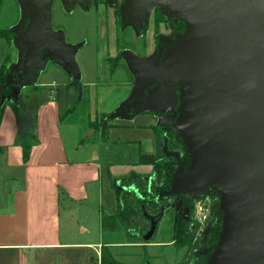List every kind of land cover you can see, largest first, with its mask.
<instances>
[{"label":"water","instance_id":"obj_1","mask_svg":"<svg viewBox=\"0 0 264 264\" xmlns=\"http://www.w3.org/2000/svg\"><path fill=\"white\" fill-rule=\"evenodd\" d=\"M152 3L169 10L184 31L150 63L126 54L140 80L122 112L179 94L170 126L190 164L173 172L158 199L190 202L205 189L214 191L222 223L206 264H264V0H132L127 14L141 26ZM20 4L23 21L12 30L21 46L19 67L10 69L2 89L12 88L14 97L31 85L45 58L63 65L78 82L71 60L76 48H63L61 35L49 29V0ZM166 141L164 154L178 158L167 151ZM188 214L184 205L182 219ZM150 223L145 242L156 230L154 218Z\"/></svg>","mask_w":264,"mask_h":264},{"label":"rangeland","instance_id":"obj_2","mask_svg":"<svg viewBox=\"0 0 264 264\" xmlns=\"http://www.w3.org/2000/svg\"><path fill=\"white\" fill-rule=\"evenodd\" d=\"M115 1H119V3L114 15L108 6L114 7ZM131 1L87 0L85 1L87 6L84 5L83 8H80L77 6L81 5V1L74 0L70 6L66 5V9H64L63 0H49L48 10L51 12V25L58 26V30L65 34L66 44L77 42L74 45L81 46L75 53V60L80 73H82L81 84L83 86L80 85V82L77 89L71 86L75 93L71 99H68L60 114L61 131L70 159H88L92 156L99 141L107 143V139L106 141L102 140V130L93 128L91 123L104 120L103 116L116 111L129 94L135 90L132 89L129 92L130 89L127 86L132 83V80L138 83V79L131 78L132 75L134 76L132 73L129 76L128 61L122 59L124 53L132 48L142 60L146 61L154 58L158 52V59H160L164 50L171 46L184 31V25L180 20L175 19L169 10L154 3L148 6L142 25L139 26L135 22L134 15L127 14V6ZM19 12L17 0H0V30L10 29L9 34L12 40H14L12 30L16 29L18 25ZM101 12H104L109 18V31L107 30L109 32L107 43L109 44L107 47L103 37L105 17ZM112 16L116 19V27L113 25ZM155 19L157 22L154 21ZM113 28H116L114 30L117 32L115 42ZM16 46L17 50H21V46L17 43ZM114 47H116L115 51ZM11 68L9 67L8 73ZM41 69L34 84V86H38L36 92H39L40 98L47 97L46 94L50 93V89L53 90V96L56 94L59 96L65 86L72 81L70 75L69 79L62 68L48 60ZM11 90L12 88H5L1 91L0 105L10 103ZM33 92L31 87L22 86L16 91L14 98L17 99L20 94L29 96ZM173 101L169 100L164 108H167ZM6 107L10 109L9 106ZM129 117L131 118L132 115ZM115 120L123 119L116 118ZM161 131L163 139L167 140V149V144L171 141L176 142L177 138L172 133L171 126L165 127ZM147 146L146 143L145 147L147 148ZM175 153L178 158L166 155L173 161L165 167L167 183L159 192L168 188L175 170L184 169L190 164V159L184 148L175 151ZM135 171L141 174L145 168L139 167ZM107 182L109 190L113 192L109 178H107ZM89 192L87 201L75 205L77 210L71 211L70 217H63V222L67 225L66 230L70 232L71 241L74 243L96 244L102 242V245L105 243L113 258L124 264H181L180 261L185 254L186 247H182L180 238L186 232L196 228V232L205 233L208 236L209 249L205 250L207 251L206 260L204 259L205 264L214 249L221 228L222 214L219 211L218 197L210 189H205L198 199L190 202L186 198L180 200L177 198L158 199V192L156 198L159 202L160 213L155 221V234L147 246L124 244V236L120 231L101 234L100 217L108 216L104 208V204L107 203L106 190L105 188L99 190V187L97 189V186L94 185L93 190L89 189ZM62 205L65 206L66 203L63 202ZM184 205L189 208L187 219H182ZM199 222L202 224L200 225ZM208 222L211 223L210 226H208ZM81 229H86V232H81ZM102 245L100 244L98 252ZM56 261L58 264V260Z\"/></svg>","mask_w":264,"mask_h":264},{"label":"crops","instance_id":"obj_3","mask_svg":"<svg viewBox=\"0 0 264 264\" xmlns=\"http://www.w3.org/2000/svg\"><path fill=\"white\" fill-rule=\"evenodd\" d=\"M17 1L20 10L17 20L19 23L17 22L14 30L20 28L23 21L20 0ZM63 7L66 9L65 5ZM77 7L83 8L80 4ZM101 14L105 17L103 37L107 47L109 18L104 12ZM50 19L49 11V26ZM112 19L116 27L113 16ZM49 29L55 35H61L63 48H76L71 60L76 66L80 85L83 86L82 73L75 60V53L81 46L74 45L77 42L66 44L65 34L58 30V26L51 25ZM114 29L116 28H113L115 42L117 32ZM4 30L10 29L0 31ZM11 42L10 67L18 68L21 50H17L15 40ZM9 47L7 40L0 37V67L10 52ZM124 54L122 59L128 61L129 76L131 73L134 74V76L131 74V78L138 79L139 83V76L131 68L127 55L139 63H150L156 60V57L144 61L132 48ZM47 60L70 75L63 65L49 58H45L38 66L35 80L29 85L34 92L28 96L24 113L25 125L29 130L35 131L38 143L32 147L26 163L22 161L21 148L15 144L14 114L7 107L0 122V264H56V260L58 264H99L98 251L102 242L74 243L71 241L70 232L66 230L67 225L64 224L63 217H70L71 211L77 210L75 205L88 200L89 189L93 190L94 185L97 189L99 187V190L102 188L106 190L107 203L104 204L106 215L112 216L115 213V195L109 190L107 178L119 179L130 174L151 173V166L137 164L138 156L140 153L150 155L155 153L154 128L171 124L180 107V97L177 92L170 93L161 103L153 100L134 111L122 112L123 108L136 97L138 83L132 80V83L127 85L129 92L135 89L132 94H129L116 111L105 115L104 120L101 119L102 124L105 123L107 126L105 131H102V140L107 139L108 144L99 141L88 159H70L61 131L60 114L68 99L73 97L75 90L70 86L71 81L59 96L57 94L54 96L53 100L52 89L46 94L47 97L38 96L40 95L36 92L38 86L34 84ZM2 90L0 87V93ZM169 100L174 101L164 108ZM129 115L132 117L128 118ZM116 118L123 120L116 121ZM138 166L144 167L145 171L141 174L136 173L135 169L139 168ZM63 202L66 203L65 206L62 205ZM81 232L85 233L86 229H81Z\"/></svg>","mask_w":264,"mask_h":264},{"label":"trees","instance_id":"obj_4","mask_svg":"<svg viewBox=\"0 0 264 264\" xmlns=\"http://www.w3.org/2000/svg\"><path fill=\"white\" fill-rule=\"evenodd\" d=\"M154 21L157 22V19ZM0 37L5 38L10 45V52L0 67V87H2L4 85L5 75L8 74L10 67L12 37L8 30L0 31ZM78 85L79 81L75 82L72 79L70 86L77 89ZM27 99V95L20 94L17 99L12 97L9 104L0 105V122L6 106H9L14 114L16 122L15 144L22 150V161L24 163L28 161L32 147L38 143L35 131L29 130L24 122ZM91 126L103 132L107 127L105 123L102 124V121L101 123H91ZM161 130L160 127L154 128L155 153L151 155L140 153L138 156V165H148L152 167L150 174H130L119 179L109 178L110 187L115 195L116 209L112 216L100 217V229L102 233L122 232L124 244L145 246L151 243L145 242L143 236L150 229V219L154 218L156 221L160 213V206L159 202L156 201V194L166 185L167 174L165 167L173 161L172 158L167 157L162 151L164 136ZM167 149L168 151L175 152L183 149V145L177 139L176 142H169V144H167ZM221 222L220 220V223ZM201 237L202 234H199L196 232V228H193L180 238V240H182V247H186L187 249V253L184 256L185 264H187L188 254L192 249H196ZM106 245L107 244L104 243L101 247L99 264H124L113 258ZM196 264H204V261L201 260Z\"/></svg>","mask_w":264,"mask_h":264},{"label":"flooded vegetation","instance_id":"obj_5","mask_svg":"<svg viewBox=\"0 0 264 264\" xmlns=\"http://www.w3.org/2000/svg\"><path fill=\"white\" fill-rule=\"evenodd\" d=\"M118 3H119V1H115L114 2V7H110V6H108L109 8H111L112 9V14H116V11H117V7H118ZM81 5L82 6H87V3L85 2V1H81ZM115 19V18H114ZM115 23H116V19H115ZM158 53V52H157ZM156 53V55H155V57H156V59H158V54ZM165 127H170V125L169 126H164V127H162L161 129L163 130ZM177 138V137H176ZM178 139V138H177ZM160 193V192H159ZM158 196V195H157ZM156 201H157V199H156ZM210 220H211V218H210ZM211 222V221H210ZM210 222H208L207 224H209L208 226H210ZM211 231V230H210ZM208 236H207V234H205V233H203L202 234V237H201V240L199 241V243H198V245H197V247H196V249H192L191 251H190V253L188 254V258H187V264H196L197 262H199V261H204V259L206 260V257H207V254H206V252L207 251H205L206 249H209V243L207 242V240H208V238H207ZM186 253H187V249L185 250V254H184V256L186 255ZM184 256H183V258H182V260L180 261L181 262V264H185V262H184ZM204 264H205V261H204Z\"/></svg>","mask_w":264,"mask_h":264},{"label":"built area","instance_id":"obj_6","mask_svg":"<svg viewBox=\"0 0 264 264\" xmlns=\"http://www.w3.org/2000/svg\"><path fill=\"white\" fill-rule=\"evenodd\" d=\"M54 99V96L52 95V98H51V100H53ZM203 219H205V216H203ZM204 221V220H203ZM199 224L201 225L202 224V222H199Z\"/></svg>","mask_w":264,"mask_h":264}]
</instances>
